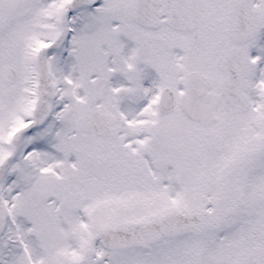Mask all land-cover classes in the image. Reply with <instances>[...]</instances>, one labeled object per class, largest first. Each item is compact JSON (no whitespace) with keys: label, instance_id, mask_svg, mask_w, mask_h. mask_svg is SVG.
I'll return each mask as SVG.
<instances>
[{"label":"snow or ice","instance_id":"obj_1","mask_svg":"<svg viewBox=\"0 0 264 264\" xmlns=\"http://www.w3.org/2000/svg\"><path fill=\"white\" fill-rule=\"evenodd\" d=\"M0 264H264V0H0Z\"/></svg>","mask_w":264,"mask_h":264}]
</instances>
